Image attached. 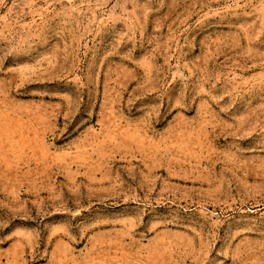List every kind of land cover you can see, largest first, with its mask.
Returning a JSON list of instances; mask_svg holds the SVG:
<instances>
[{
	"label": "rangeland",
	"instance_id": "obj_1",
	"mask_svg": "<svg viewBox=\"0 0 264 264\" xmlns=\"http://www.w3.org/2000/svg\"><path fill=\"white\" fill-rule=\"evenodd\" d=\"M0 264H264V0H0Z\"/></svg>",
	"mask_w": 264,
	"mask_h": 264
}]
</instances>
